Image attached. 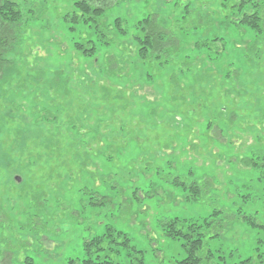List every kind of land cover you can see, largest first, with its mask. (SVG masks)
<instances>
[{
	"label": "rangeland",
	"instance_id": "374dc122",
	"mask_svg": "<svg viewBox=\"0 0 264 264\" xmlns=\"http://www.w3.org/2000/svg\"><path fill=\"white\" fill-rule=\"evenodd\" d=\"M16 1L24 27L0 82V262L79 264L84 243L111 232L99 254L114 262L177 264L185 238L167 231L190 226L202 264H264V34L236 44L222 0H122L104 21L122 17L126 33L88 56L75 43L94 34L71 19L73 0ZM150 13L188 28L171 63L144 60L132 40ZM213 36L215 57L193 49Z\"/></svg>",
	"mask_w": 264,
	"mask_h": 264
},
{
	"label": "trees",
	"instance_id": "16d2710c",
	"mask_svg": "<svg viewBox=\"0 0 264 264\" xmlns=\"http://www.w3.org/2000/svg\"><path fill=\"white\" fill-rule=\"evenodd\" d=\"M122 0H73L71 19L75 23H83L92 28L94 40L87 38L79 40L75 43V48L84 55H93L96 52V41L105 45L114 42L113 31L115 33L125 34L127 31L126 20L122 17H115L112 22L105 24L104 17L111 7L115 6ZM221 6L229 15H224L222 23H234L240 33V41L236 44L245 45L249 40L242 32L249 29L254 32L252 42L257 41L258 37L264 34V11L259 0H222ZM199 18L196 16L195 23ZM194 20H192L193 22ZM191 25L190 27H192ZM24 27L23 13L20 5L16 0H0V82L4 79L5 73L13 67L12 59L15 48L20 43V34ZM196 26H193L195 28ZM197 26L196 29H199ZM136 32L132 35L137 45L139 55L144 60H158L160 64H168L182 50L183 38L187 27L162 24L156 13H150L141 18L135 26ZM211 37V36H209ZM198 44L193 46L197 50L205 47L207 51L206 57L209 55L215 57L218 53L213 49L215 46L223 45L221 37L213 36L209 40L196 41ZM219 42V43H218ZM224 50V47H223ZM210 59V58H209ZM208 59V60H209ZM207 60V61H208ZM186 186L183 182H180ZM196 185H190V188L197 189ZM195 187V188H194ZM174 227V225L172 224ZM167 234L172 237H183L185 257L177 262V264H202L201 256L198 251L203 247V233L197 230V227L187 226V230L176 227L172 233ZM122 237V243L128 244L129 239L124 233L117 232ZM111 232L105 235L96 236L84 243L86 257L79 264H119L108 258L107 255H101L99 252L104 250L102 243L106 236H110ZM134 248V247H133ZM136 252L139 250L134 249ZM29 260V259H28ZM140 261H142L140 259ZM70 264H76L74 260L69 261ZM239 264H253L251 257L240 260Z\"/></svg>",
	"mask_w": 264,
	"mask_h": 264
},
{
	"label": "water",
	"instance_id": "95a60500",
	"mask_svg": "<svg viewBox=\"0 0 264 264\" xmlns=\"http://www.w3.org/2000/svg\"><path fill=\"white\" fill-rule=\"evenodd\" d=\"M14 181H15L16 183H19V182L21 181V177L18 176V175H15V176H14Z\"/></svg>",
	"mask_w": 264,
	"mask_h": 264
},
{
	"label": "snow or ice",
	"instance_id": "6c2138e0",
	"mask_svg": "<svg viewBox=\"0 0 264 264\" xmlns=\"http://www.w3.org/2000/svg\"><path fill=\"white\" fill-rule=\"evenodd\" d=\"M0 264H2V262H0Z\"/></svg>",
	"mask_w": 264,
	"mask_h": 264
}]
</instances>
